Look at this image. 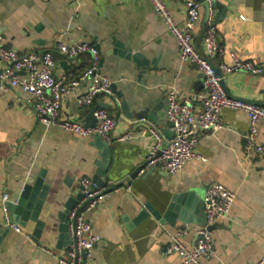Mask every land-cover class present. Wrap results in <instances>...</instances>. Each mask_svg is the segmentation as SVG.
Here are the masks:
<instances>
[{
    "label": "crops",
    "instance_id": "crops-1",
    "mask_svg": "<svg viewBox=\"0 0 264 264\" xmlns=\"http://www.w3.org/2000/svg\"><path fill=\"white\" fill-rule=\"evenodd\" d=\"M164 1L184 25L188 0ZM205 15L201 5L192 32L199 53ZM212 15L224 62L230 63L229 51L242 60L264 62V0H217ZM0 32L3 44L19 53L50 51L59 40L89 42L98 50L100 71L112 83V96H96L91 105L80 107L76 100L88 87L87 80L81 81L63 97L59 111V118L85 124L94 121V109L106 108L116 120L110 145L96 135L79 137L45 127L21 90L0 91V264H59L80 179L108 188L145 163L151 139L140 134L135 122L145 118L168 141L167 91L197 95L194 105L200 109L202 77L194 64L180 61L175 39L149 0H0ZM54 57L57 76L88 65L87 55ZM223 85L232 97L264 105V73L235 71ZM221 123L218 132L199 134L197 152L205 161L194 159L176 175L155 168L142 178L145 169L87 213L99 241L85 264H180L178 254L165 253L166 246L177 229L200 225L193 222L199 219L189 199L203 200L211 183L223 184L236 196L229 218L213 226L215 256L206 264H256L264 257V155L246 148L244 112L226 109ZM257 127V142L264 143V122ZM126 133L128 139L118 140ZM3 194L13 205L10 215L20 233L4 224ZM182 241L193 247L194 232Z\"/></svg>",
    "mask_w": 264,
    "mask_h": 264
},
{
    "label": "built area",
    "instance_id": "built-area-1",
    "mask_svg": "<svg viewBox=\"0 0 264 264\" xmlns=\"http://www.w3.org/2000/svg\"><path fill=\"white\" fill-rule=\"evenodd\" d=\"M149 1L166 31L175 39L180 61L194 64L201 75L203 93L199 95L201 108L195 109L194 102L197 95L179 97L175 89L171 88L167 91L166 119L171 124L172 132L168 141H165L161 132L149 125L145 118L135 122L140 126V134L151 139L146 156V167H155L168 175H176L194 159L205 161L206 159L197 152L199 134H213L221 130L223 128L221 115L226 109L240 110L247 115L248 132L244 136L246 148L256 155H264V143L257 142L258 123L264 122V105L232 97L223 85L224 78L235 71H244L253 75L263 74L264 62L242 60L233 51L228 52L230 63L223 61L225 50L217 40L212 15V7L217 0L186 1L184 25H180L173 18L164 0ZM204 4L208 6L209 12L202 38V53H199L194 47L192 32L200 18L201 5ZM240 17L243 19L242 16ZM55 53L68 58L87 55L88 65L76 74L69 72L57 76L54 73ZM83 80L88 81V87L77 98L78 106L91 105L96 96L113 95L112 83L100 71L99 53L91 43H67L59 40L50 51L19 53L3 44L0 32V91L6 92L13 88L21 90L26 95V100L31 105L37 120L45 127L55 126L79 137L96 135L110 145L116 120L106 108L95 109L93 126H86L75 119L59 118L63 97L71 93ZM129 137L130 134L126 133L118 137V140ZM79 184V197L68 211L65 221L69 242L64 253L57 257L59 264H85L92 258L93 248L98 243L99 236L93 232L86 215L112 193L106 186L99 185L87 177L81 178ZM235 196V192L223 184L208 185L203 196L206 223L177 229L170 236L165 253L178 254L181 258L180 264H206V261L215 256L213 226L229 218ZM9 203L8 196L3 194L1 208L4 224L20 233V227L11 221ZM190 231L195 234V244L189 248L182 238ZM43 250L53 254L49 249L43 248ZM256 264H264V257Z\"/></svg>",
    "mask_w": 264,
    "mask_h": 264
},
{
    "label": "water",
    "instance_id": "water-1",
    "mask_svg": "<svg viewBox=\"0 0 264 264\" xmlns=\"http://www.w3.org/2000/svg\"><path fill=\"white\" fill-rule=\"evenodd\" d=\"M203 1V0H201ZM204 8H205V11H206V15H205V21H207V17H208V6L206 4H204ZM95 109L92 111L94 112ZM95 124V119L92 123H85L86 126H93ZM171 126V124H170ZM107 144V143H106ZM146 162L143 163L142 165H139L137 166L129 175L128 177H126L125 179H123L122 181L118 182V183H114L112 185H109V187L107 188L109 191L121 186V185H128L129 182L134 179L141 171L145 170V169H148L144 175L142 176V178H145L148 174H150L152 171L155 170V167H150V168H147L146 167ZM190 203L192 202V204H194V208L196 209V215H197V218L199 219V221H193L194 223L196 222H199L200 225H204L206 223V220H205V212H204V208H205V204L203 202L202 199H200L198 196H194V197H191L190 199ZM190 205V204H189ZM13 205H10L9 204V210L11 209ZM188 210H189V207L187 206ZM193 211V210H192ZM11 221L13 224L16 223V217L15 215L13 217H11ZM192 222V221H191Z\"/></svg>",
    "mask_w": 264,
    "mask_h": 264
}]
</instances>
